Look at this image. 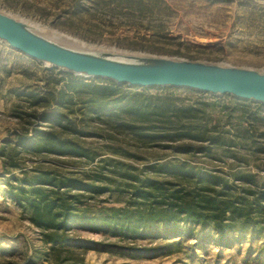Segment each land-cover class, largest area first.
Returning <instances> with one entry per match:
<instances>
[{"label":"rangeland","instance_id":"rangeland-1","mask_svg":"<svg viewBox=\"0 0 264 264\" xmlns=\"http://www.w3.org/2000/svg\"><path fill=\"white\" fill-rule=\"evenodd\" d=\"M0 12L73 49L264 72V0L216 5L173 0L143 13L108 0H0ZM60 72L0 42V264H264V155L252 154L264 148V104L185 88L120 85L105 100L99 91L79 96L64 92L59 102L67 105L52 111L59 121H46L48 111L33 101L46 90L71 84ZM78 79L111 86L106 80ZM118 100L125 102L119 105ZM169 105L199 110L192 113L191 124L210 131L206 136L219 137L225 146L210 157L178 154L129 129L128 108ZM34 127L72 141L85 157L18 147V135ZM204 174L218 176L226 188L206 192L197 180ZM153 183L165 191H156ZM29 184L46 191L49 200L58 198L73 208L76 219L70 228L40 229L36 222L42 212L11 199L12 191H27ZM58 185L70 188L60 189L57 197ZM137 189L154 197L137 199ZM215 192L243 203L250 215L238 219L228 214L219 223L181 222V217L148 221V211L160 210L156 202L167 204L170 198L179 204L193 197L202 209L207 205L201 199ZM140 223L134 231L125 229ZM53 236L58 243L48 241Z\"/></svg>","mask_w":264,"mask_h":264},{"label":"trees","instance_id":"trees-1","mask_svg":"<svg viewBox=\"0 0 264 264\" xmlns=\"http://www.w3.org/2000/svg\"><path fill=\"white\" fill-rule=\"evenodd\" d=\"M111 3L116 5L123 4L126 8L131 10L132 12L143 13L147 9L148 11H152L160 5H170L173 0H108ZM208 2V5H216L221 1H229V0H204ZM54 70V69H53ZM68 80L71 83L68 84L66 88L62 90H46L45 93L33 101V106H39L42 104V108L44 111H48L46 113V117L44 118L46 121L58 122L59 118L56 117V112H52L56 107H64L67 105V102L60 104L59 97L63 96L64 92L73 93L77 96L82 95L84 93H94L95 91H99L104 95V100L113 97L114 92L116 91L117 85L112 82H108L111 86L101 87L98 85H94L91 82L85 79H78L79 77L74 76L70 73H64ZM102 82V81H99ZM106 83V82H105ZM72 85V86H71ZM74 85H78L73 87ZM66 90V91H65ZM86 91V92H85ZM105 92V94H103ZM229 99H236L231 96L225 95ZM239 100V99H237ZM125 101L118 100L116 104L122 105ZM51 104V105H50ZM114 104V105H116ZM116 107V106H113ZM123 107V106H121ZM127 107V105L125 106ZM105 111V110H104ZM113 113L115 109L111 110ZM199 110L189 107L184 108L180 106H159L154 109L149 106H137V108H128L125 114L130 117V126L129 129L133 131L135 135H138L141 140L149 143H154L158 145V147H163L165 149H173L175 153L178 154H201L206 156L216 155L217 150H220L225 144L219 140V137H207L206 135L210 133V131L203 129L202 127L192 125L191 122L194 119L192 113L198 112ZM110 112V111H109ZM157 112V113H156ZM49 114V115H48ZM170 114V115H169ZM153 117H158L160 119H164L166 122H162L161 120L157 122V120H152ZM58 118V119H57ZM165 123V124H164ZM191 125H190V124ZM135 124H140L137 126ZM18 147L21 149L33 152V153H48L57 156L64 157H85V151L83 148L79 147L75 143L69 140H64L60 134L56 132H41L36 127L31 128L29 130H25L18 135ZM196 142L200 143L201 146L193 147L191 144H184V142ZM207 143V145L201 144ZM229 147V146H227ZM230 149V148H228ZM227 149V151H228ZM225 157H232L231 154H224ZM253 155H264V148H257L253 150ZM264 172V169L262 170ZM199 183H204L207 187L206 192L209 191V187H225L224 182H221V178L218 176H213L210 174L200 175L197 178ZM29 190L25 191L23 188L18 191H12L11 199L24 207L28 205L36 212H42V216H40L41 220L36 222V225L43 230L48 231H64L71 227L72 223L75 222L76 214L65 201L60 200L58 198H54L53 200L48 199V195L46 191L40 190L39 188L32 187L33 184H29ZM35 186V185H34ZM73 187V186H71ZM76 187V186H74ZM156 191L161 192L165 191L161 184L153 183L152 186ZM70 188V186H55L54 189L57 191L55 194L58 195L60 189ZM143 188V187H142ZM77 189V188H75ZM144 189V188H143ZM221 189V188H220ZM90 191H97L95 189H90ZM177 193V192H175ZM220 192H215L214 196L209 194L205 196V198L201 199L205 205V208L196 207L194 204L193 197L188 199L187 201H182L179 204H174L173 201L169 198L167 204H163L162 202H156L160 206V210L158 212H152V210L148 211L149 220L154 218L153 221L155 223L167 222L177 220V217H181V222H192L194 224H199L201 221L212 220L215 223H219L224 219V217L228 214L232 215L238 219H246L250 215V208L242 206L243 203L238 204L239 202L234 200H226L223 199L219 194ZM135 198H144L146 200H150L154 197L153 194L147 190L137 189L134 194ZM173 195V194H171ZM58 197V196H57ZM180 199V198H178ZM59 203V204H57ZM59 205V206H57ZM245 205V204H244ZM153 213V214H152ZM244 213V214H243ZM172 216H171V215ZM84 217V216H83ZM180 218V219H181ZM59 221V222H58ZM142 222V219L139 220ZM178 221V220H177ZM56 222H58L56 224ZM138 224L136 227H132L126 225L127 230L134 231L137 228L141 227ZM50 243H58L57 238L55 236L49 238Z\"/></svg>","mask_w":264,"mask_h":264},{"label":"water","instance_id":"water-1","mask_svg":"<svg viewBox=\"0 0 264 264\" xmlns=\"http://www.w3.org/2000/svg\"><path fill=\"white\" fill-rule=\"evenodd\" d=\"M0 42L46 67L132 88H185L264 104V72L156 57H115L62 46L0 12Z\"/></svg>","mask_w":264,"mask_h":264}]
</instances>
